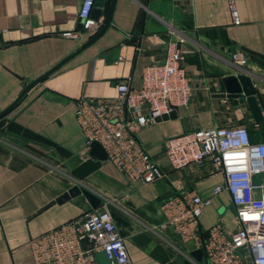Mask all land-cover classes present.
Wrapping results in <instances>:
<instances>
[{
    "label": "crops",
    "instance_id": "obj_1",
    "mask_svg": "<svg viewBox=\"0 0 264 264\" xmlns=\"http://www.w3.org/2000/svg\"><path fill=\"white\" fill-rule=\"evenodd\" d=\"M82 1L0 0V112L99 30L78 40L62 36L79 29ZM109 3L104 0L98 8L101 24ZM231 6L241 20L238 26ZM168 42L183 52L189 103L176 109L174 119L137 134L165 177L148 185L129 183L103 161L78 182L70 173L87 158L80 155L84 138L75 102L110 98L117 82L126 79L138 88L142 69L165 61ZM234 54L245 56L244 67L233 60ZM242 74L251 80L264 116V0H116L108 30L0 118V264H32L31 239L93 210L82 195L57 202L75 185L98 196L99 208L107 203L133 264H205L203 254L200 262L192 256L200 250L194 241L158 229L160 204L186 191L209 198L223 176L211 175L209 164L172 169L164 145L188 132L236 126L247 127L252 143H264V118L255 122L246 102L226 95L223 81ZM216 222L227 234L237 229L225 192L205 208L200 228L207 231ZM99 262L107 264L103 256Z\"/></svg>",
    "mask_w": 264,
    "mask_h": 264
},
{
    "label": "built area",
    "instance_id": "obj_2",
    "mask_svg": "<svg viewBox=\"0 0 264 264\" xmlns=\"http://www.w3.org/2000/svg\"><path fill=\"white\" fill-rule=\"evenodd\" d=\"M94 1H82L80 28L63 33L64 38L78 40L98 30L101 22L91 16ZM231 17L235 26L241 23L233 6ZM182 55L175 42H168L165 61L145 66L138 88L126 79L117 82L110 98L75 102L74 116L84 138L81 158H88L96 142L106 154L105 161L129 183L148 185L165 177L137 134L188 105L191 86L181 66ZM232 58L245 66L243 54ZM164 156L174 170L209 164L210 174L222 175L223 182L212 188L209 198L189 191L164 198L158 229L183 242L194 241L205 264H264V143H252L245 126L212 127L169 138ZM224 192L233 206L237 229L227 234L224 225L216 222L202 231L199 221L205 208ZM29 249L32 264H100L99 256L107 264H133L107 203L31 239Z\"/></svg>",
    "mask_w": 264,
    "mask_h": 264
},
{
    "label": "water",
    "instance_id": "obj_3",
    "mask_svg": "<svg viewBox=\"0 0 264 264\" xmlns=\"http://www.w3.org/2000/svg\"><path fill=\"white\" fill-rule=\"evenodd\" d=\"M115 1L116 0H110L105 20L101 24L99 30L88 40H86L80 46V48H78L75 52H73L71 55H69L64 60H62L59 64H57L56 66L48 70L46 73L39 76L38 78L30 82L27 86H25V88L22 90L19 96L6 109L0 112V118L5 116L13 108H15L31 88H33L35 85L46 79L48 76H50L52 73L58 70L61 66H63L75 55L79 54L81 51L92 45L108 30V28L111 25ZM103 2L104 0L94 1L93 9L91 11V16L96 20L100 17V10L98 8L103 4ZM78 28H80V24ZM223 83L225 86L226 95L229 98L237 99L241 102H246L255 122H261L263 120L264 116L262 114L258 100L256 98V91L253 88L251 80L246 75L242 74L236 77H228L223 81ZM175 117H176L175 112H172L169 115H164L163 117L157 119L156 122L174 119ZM105 160H106L105 152L103 151V149L99 144L94 142L91 145V150L88 153V158L85 161L81 162L77 167H75L70 174L78 182L83 181L86 177H88L96 170H98L101 167L102 162ZM79 195H82L87 200V202L89 203V205L93 210L99 208L101 204L100 198L91 191L79 185H75L70 189H68L63 195H61L58 198L57 202L63 203ZM223 210H224L223 207L220 208L219 214H221ZM192 256L197 262H200L202 257V250L195 251L192 254ZM185 264H190V263L185 262Z\"/></svg>",
    "mask_w": 264,
    "mask_h": 264
}]
</instances>
